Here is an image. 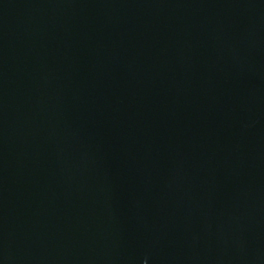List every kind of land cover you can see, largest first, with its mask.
Segmentation results:
<instances>
[{
  "label": "water",
  "instance_id": "95a60500",
  "mask_svg": "<svg viewBox=\"0 0 264 264\" xmlns=\"http://www.w3.org/2000/svg\"><path fill=\"white\" fill-rule=\"evenodd\" d=\"M0 264H264V0H0Z\"/></svg>",
  "mask_w": 264,
  "mask_h": 264
}]
</instances>
